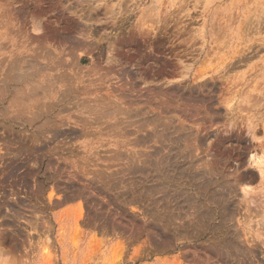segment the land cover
I'll return each instance as SVG.
<instances>
[{"label":"rangeland","instance_id":"obj_1","mask_svg":"<svg viewBox=\"0 0 264 264\" xmlns=\"http://www.w3.org/2000/svg\"><path fill=\"white\" fill-rule=\"evenodd\" d=\"M0 264H264V0H0Z\"/></svg>","mask_w":264,"mask_h":264}]
</instances>
